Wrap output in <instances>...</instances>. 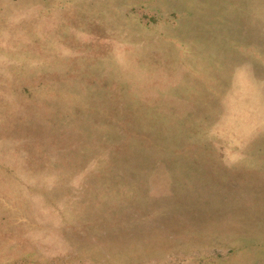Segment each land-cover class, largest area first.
<instances>
[{
  "label": "rangeland",
  "instance_id": "374dc122",
  "mask_svg": "<svg viewBox=\"0 0 264 264\" xmlns=\"http://www.w3.org/2000/svg\"><path fill=\"white\" fill-rule=\"evenodd\" d=\"M0 264H264V0H0Z\"/></svg>",
  "mask_w": 264,
  "mask_h": 264
}]
</instances>
